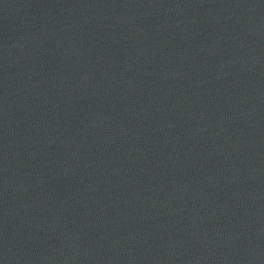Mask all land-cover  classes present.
I'll list each match as a JSON object with an SVG mask.
<instances>
[{
	"label": "water",
	"instance_id": "water-1",
	"mask_svg": "<svg viewBox=\"0 0 264 264\" xmlns=\"http://www.w3.org/2000/svg\"><path fill=\"white\" fill-rule=\"evenodd\" d=\"M0 264H264V0H0Z\"/></svg>",
	"mask_w": 264,
	"mask_h": 264
}]
</instances>
